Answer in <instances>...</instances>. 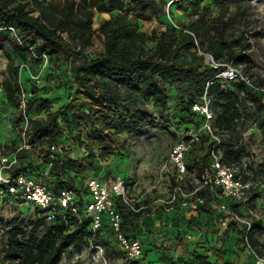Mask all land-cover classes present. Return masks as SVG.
Returning <instances> with one entry per match:
<instances>
[{"label":"trees","instance_id":"16d2710c","mask_svg":"<svg viewBox=\"0 0 264 264\" xmlns=\"http://www.w3.org/2000/svg\"><path fill=\"white\" fill-rule=\"evenodd\" d=\"M132 1L136 2L135 6L140 13H158L162 10L161 0ZM203 2L204 0L175 1L182 8L187 4L191 12L198 15L197 22L190 25L186 29L187 32L167 29L159 35H148L141 30L136 18L128 15L123 0H0V30L15 31L19 35L15 54L21 63L34 56L40 58L43 54L48 56L50 61H68L78 49L85 50L92 45L96 32L93 28L95 12L115 11L116 13L104 20L99 28V32L105 37L103 52L92 59L83 58L73 67L79 88L94 104L97 112L109 110V113L103 114L104 121L108 122V129H119L120 123L122 126L131 124V130H135L137 134L140 127L147 122L150 125L167 127L176 135L175 130H184L187 125L200 124L201 118L191 111V106L203 94L207 82L214 77L207 76L203 71L205 59L198 55V50L211 55L218 64H231L235 60L242 61L243 52L249 47L247 39L230 36L226 40L227 22L223 11L213 19H206L205 12H208L209 7H204ZM34 13L38 15L35 16ZM203 36L208 39L206 47L202 43L197 47L196 41L201 40ZM150 42L155 43L151 53L145 49L146 44ZM7 56L10 61L0 79L1 96L7 107L19 109L22 93L19 82L20 66L14 65L12 57ZM186 77L189 84L181 96L176 118L169 116L171 106L165 108L164 116H152L145 109L134 106L138 98L143 97L151 99L154 105L164 107L168 99L167 86L179 84ZM259 85L264 86V83ZM242 93L244 97L240 96ZM208 95L212 97L211 109L215 114L214 124L220 131L219 136L222 137L224 133L232 136L227 139L220 138L218 148L223 150L221 160L228 166L242 168L243 150L238 148V140L241 141L240 126L245 122L248 109L264 106V96L251 92L242 83H226L219 79L209 85ZM35 101L31 99L27 102V111ZM102 102H106L107 106L99 107ZM119 102L132 106L122 121L120 117H115ZM111 106L115 111H111ZM37 110L46 111L47 118L29 119L30 134L36 139L47 138L50 143L58 146L62 155L61 162L57 163L54 169L55 188L59 189L61 185H65L75 188L79 193L81 189L77 187L78 176L70 174V171L76 167L80 168L81 165L77 160L64 159V145L59 143L62 132L57 121L60 111H51L47 99H41ZM168 116L170 122L167 121ZM206 140L208 141V138L205 136L201 144L188 156L189 166L199 171H202L209 161L207 154L200 156L197 153L205 150ZM24 168L23 166L22 169ZM123 177L128 180L124 175ZM172 180L175 184L173 178ZM244 180L247 181V178L244 177ZM80 197L83 198L81 195ZM118 208L123 218V230L135 234L139 228L140 215L129 213L120 204ZM161 212L162 219L167 217L169 221L185 217L178 208L169 213H165L161 208ZM210 213L211 210L207 206L197 212L203 217H208L207 220L213 224L214 219ZM35 214L36 221L28 231L20 227L16 219L9 222L4 260L15 264H58L70 248H80L92 238L95 242L106 243L113 237L107 225L94 235L87 226L74 222L72 217H67V223L58 218L49 224L38 217L37 211ZM43 223L47 226L40 232ZM200 227L203 230V227ZM167 238L147 239L144 257L124 260L123 264H147L148 252L166 248L164 246L172 237ZM174 240L179 245L182 244V239ZM248 242L253 247L257 244L252 237H248ZM201 260L203 264H209L207 255L203 257L194 253L192 259L181 256V263L184 264H199Z\"/></svg>","mask_w":264,"mask_h":264},{"label":"rangeland","instance_id":"374dc122","mask_svg":"<svg viewBox=\"0 0 264 264\" xmlns=\"http://www.w3.org/2000/svg\"><path fill=\"white\" fill-rule=\"evenodd\" d=\"M123 1L128 15L135 17L141 30L148 35L152 33L159 35L167 29L180 32L188 29L198 20V15H194L187 4L182 8L175 3L178 0H161L162 10L158 13L151 11L140 13L135 6L136 2ZM203 6L209 7L208 12H205L206 19H213L221 10L223 11L227 22L226 40L233 36L241 40L247 39L249 42L248 49L243 52V60H235L230 65L256 83H264V0H204ZM115 13V11L95 12L93 28L96 32L92 45L85 50L78 49L68 61L54 62L50 61L48 56L47 59L34 56L28 58L27 62L21 63L15 54L19 35L15 31L0 30V79L10 61L7 55H10L13 64L20 66L19 82L22 92L19 109L7 107L0 92V153L8 155L21 145L23 120L47 118L46 111L37 110L41 99H47L51 111H60L57 121L62 132L59 143L64 145V159L77 160L81 165L80 168L76 167L70 171V174L78 176L76 179H78L77 187L81 189L80 195L86 199L88 194L84 189L90 176L108 181L119 173L127 177L131 191L154 208L161 199L168 197L167 190L173 181L172 169L168 165V153L176 142L177 135L172 134L167 127L150 125L147 122L140 127L137 134L135 130H131V124L122 126L123 124L120 123L119 129H108V122L104 121L103 114L109 113V110L97 112L94 104L79 88L73 69L81 59L86 57L92 59L103 52L105 37L99 32V28L104 20ZM214 34L215 31L212 35ZM201 43L206 47L208 43L206 36L197 40L196 46L200 47ZM154 47L155 43L150 42L146 44L145 49L151 53ZM203 71L211 77L218 74L221 67L212 68L205 64ZM35 76H39L38 80L33 78ZM188 84L189 79L186 77L179 84L168 85V99L164 107L154 105L151 99L143 97H139L134 106L145 109L152 116H164L165 108L171 106L169 116L174 119L178 115V105ZM31 99L36 101L27 111L26 105ZM131 107L129 103L119 102L115 117H120L122 121L127 117L126 113ZM113 110L114 107L111 106V111ZM248 110L245 122L240 126V131L246 133V139L240 142L238 140L240 143L238 148L243 150L242 168H235L243 178L246 177L248 181L254 183L251 203L240 212V222L230 224L226 229L219 225L220 230L223 231L222 236L207 242L205 251L199 250L198 254H208V249L211 251L207 256L209 264H255L256 257L264 258V106ZM169 116L167 121L170 122ZM229 136L232 137L229 133H224L220 138L227 139ZM105 146L108 148L104 149ZM211 146L210 140H206L205 154L209 153ZM222 152V149L218 150L220 156ZM36 157L34 152L22 153V166L29 165ZM29 208L26 203L17 205L13 202H0V264H15L3 258L8 240L9 222L16 219L20 227L28 231L37 217ZM161 214L160 207L156 210L148 209L142 218L147 225L152 224V232H148L150 235L155 233L158 239L172 237L169 238L166 248H163L164 252L160 248L148 252L147 264L181 263L180 252L192 241L199 243V238L198 240L196 238L201 231L211 237L217 232L216 227L207 220L208 217H203L201 214L194 213L191 217L185 212L183 219L172 221L167 217L162 219ZM210 216L222 218L214 210H211ZM46 226L43 223L39 231L42 232ZM247 227L250 228L247 236L252 237L257 243L255 247L251 246L253 250L243 245ZM141 234L139 230L135 232V235ZM145 236L146 233L143 237ZM174 238L182 239V244L176 243ZM96 244L103 246V252H96L95 244L88 241L80 248H70L58 264H123L125 259L114 237H110L106 243L96 242ZM203 263V260L199 262V264Z\"/></svg>","mask_w":264,"mask_h":264},{"label":"built area","instance_id":"2783aa9c","mask_svg":"<svg viewBox=\"0 0 264 264\" xmlns=\"http://www.w3.org/2000/svg\"><path fill=\"white\" fill-rule=\"evenodd\" d=\"M198 55L204 57L206 65L212 68L221 67V71L207 82L203 94L191 106V111L201 118L200 124L187 125L184 130H175L177 140L168 153V165L172 169L171 176L175 184L171 182L167 190V199H161L157 207H151L150 204L145 203V200L134 194L126 179L120 174L114 175L108 181L90 176L86 181L88 194L86 199L81 198L75 188L61 185L59 189H56L54 169L62 160L61 151L47 138H34L29 132L27 118L22 122L21 145L8 155L0 154V202H13L17 205L26 203L31 213L35 214L37 211L38 217L49 224L54 223L58 218L67 223V217H72L74 222L87 226L94 235L107 225L125 260L142 259L146 245L144 238L123 230L119 204L129 213L139 214L140 218L144 216L146 210H156L158 207L165 213L178 208L183 213L193 215L207 206L222 217H215L213 220L217 229L214 235L221 237L223 231L220 230L219 225L226 229L230 224L241 221L240 212L251 203L254 183L245 181L235 167L228 166L221 160L218 153L220 131L214 124L215 114L211 109L212 97L208 95V87L214 80L219 79L226 83H242L251 92L264 96V86L257 84L230 64L216 63L207 53L198 50ZM41 57L47 59L44 54ZM38 77L33 78L38 80ZM240 96L244 97V94ZM248 105L250 106V103ZM106 106V102L99 105L101 108ZM205 136L212 146L207 153L208 165L199 171L189 166L188 156L201 144ZM240 138L241 141L246 139V133L240 132ZM32 152L37 155L36 159L22 169L21 154ZM197 153L202 156L205 150ZM249 212L254 215L252 211ZM249 229L247 227L243 245L253 250L248 242ZM147 232H152V227H148ZM202 233L203 231L200 235ZM188 238L191 240L190 237ZM89 241L95 244L96 252H103L101 244H96L93 238ZM207 242L209 239L205 234V248ZM198 244V246L204 245L201 240ZM209 252L211 253L208 249ZM255 264H264V258L256 257Z\"/></svg>","mask_w":264,"mask_h":264},{"label":"crops","instance_id":"0c3cea01","mask_svg":"<svg viewBox=\"0 0 264 264\" xmlns=\"http://www.w3.org/2000/svg\"><path fill=\"white\" fill-rule=\"evenodd\" d=\"M144 217V216H143ZM143 217H141L139 220H138V230L140 231V233H142L141 235H140V237H142V238H144V240L146 241L147 239L148 240H156V239H158L156 236H155V233L154 234H152V235H147V236H145V237H143V235L146 233H148L147 232V228L148 227H151V225L152 224H148L147 225V223L145 222V220L143 221L142 220V218ZM215 218V217H214ZM213 218V219H214ZM214 225V224H213ZM198 238H199V240H201V241H203V246H198L199 244H198V242L197 241H192V242H196V243H190L189 244V246L188 247H186L185 249H182V251L180 252V256H183V257H186V258H188V259H192L193 258V254L194 253H197L198 254V252H199V250H202V249H204V251H205V232H203L202 233V235H200V233L198 234V237L196 238V240H198ZM213 238H216V239H219L220 237H216L215 235H213L212 237L211 236H208V239H209V241H211ZM198 240V241H199ZM184 242V241H183ZM192 244V245H191ZM165 247V246H164ZM198 247V248H197ZM162 250H164V249H162ZM204 251H203V253H204ZM211 253L209 252L208 254H199V255H202L203 257H205V255H210ZM213 264H215V263H213Z\"/></svg>","mask_w":264,"mask_h":264}]
</instances>
